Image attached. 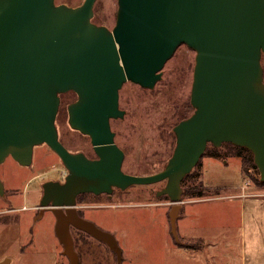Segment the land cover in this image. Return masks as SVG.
I'll use <instances>...</instances> for the list:
<instances>
[{
  "label": "water",
  "instance_id": "water-1",
  "mask_svg": "<svg viewBox=\"0 0 264 264\" xmlns=\"http://www.w3.org/2000/svg\"><path fill=\"white\" fill-rule=\"evenodd\" d=\"M94 3L0 0V163L11 156L29 165L33 147L48 145L67 173L41 183L39 207L51 209L62 253L79 264L72 225L106 243L120 264L114 234L78 214L79 194L164 181L155 195L168 197L177 240L181 182L208 143L250 150L264 182V0H117L111 28L92 21ZM180 44L195 52L193 110L172 127L175 144L160 170L127 173L110 122L125 113L119 90L126 81L153 88ZM67 91L77 96L67 104V122L89 137L95 158L59 139L55 119Z\"/></svg>",
  "mask_w": 264,
  "mask_h": 264
},
{
  "label": "rangeland",
  "instance_id": "rangeland-1",
  "mask_svg": "<svg viewBox=\"0 0 264 264\" xmlns=\"http://www.w3.org/2000/svg\"><path fill=\"white\" fill-rule=\"evenodd\" d=\"M83 0H55L75 6ZM117 0H95L92 21L111 28ZM193 49L180 44L162 67L153 88L126 81L119 90L122 118L111 119L114 140L124 151L123 171L150 174L160 170L175 144L172 127L189 114ZM264 80V54L261 55ZM75 92L60 94L55 124L69 150L88 156L94 151L88 136L67 122V104ZM207 146L210 147V144ZM209 151L193 172L208 187L206 194L185 200L179 210L177 240L170 230L168 198L155 192L164 181L133 184L125 190L80 194L83 216L114 234L122 250L120 264H264V184L241 172L234 145ZM244 154L247 152L242 151ZM59 156L45 143L33 147L32 161L23 165L7 156L0 163L5 193L0 196V264H69L55 231L50 210H39L41 183L59 179ZM252 176H257L251 168ZM260 180V179H259ZM243 193H246L245 195ZM79 264H117L115 253L103 241L71 229Z\"/></svg>",
  "mask_w": 264,
  "mask_h": 264
},
{
  "label": "trees",
  "instance_id": "trees-1",
  "mask_svg": "<svg viewBox=\"0 0 264 264\" xmlns=\"http://www.w3.org/2000/svg\"><path fill=\"white\" fill-rule=\"evenodd\" d=\"M189 102H190V100H189ZM187 107L190 109V112H189V114H190L192 112V110H193V107L191 106V104H189ZM189 114L184 115L183 118L187 117ZM174 137H175V135H174ZM226 143L232 144L230 142H226ZM208 144H210V147L207 146L205 151H204V153H207V151H209L210 154L213 155V156H221L219 151L217 150L216 146H213L211 143H208ZM232 145H234V144H232ZM234 147L237 149V152L235 154L240 157L243 174L246 177L250 178L252 181L255 180L259 184H264V182L259 180L257 176L254 177V176H252V173H250V169L251 168H253L256 171L257 174L259 172L258 169H257L256 164L253 161L252 152L250 150H248L247 148L243 147V146L234 145ZM243 150H245L247 152V154L246 153L244 154L242 152ZM204 153H203V155H204ZM199 161H200V159H199ZM199 161L197 162L196 165H198ZM194 169L195 168H193L183 178V180L181 182L182 188H183L182 195H184L186 197H189V198H192V197H195V196H200L202 194H206L207 191H208V187L204 186V184L202 183L201 179H198V181L192 179L193 178L192 175H193ZM81 194H83V193H81ZM163 197L168 198L166 195H163Z\"/></svg>",
  "mask_w": 264,
  "mask_h": 264
},
{
  "label": "flooded vegetation",
  "instance_id": "flooded-vegetation-1",
  "mask_svg": "<svg viewBox=\"0 0 264 264\" xmlns=\"http://www.w3.org/2000/svg\"><path fill=\"white\" fill-rule=\"evenodd\" d=\"M76 97H77V96H76ZM76 97H75L73 100H75ZM73 100H72V101H73ZM74 130H75V129H74ZM77 131H78V130H77ZM80 133H81V132H80ZM81 134H82V133H81ZM83 135H85V134H83ZM86 136H87V135H86ZM88 138H89V137H88ZM89 140H90V139H89ZM90 143H91V142H90ZM91 145H92V144H91ZM92 149H93V146H92ZM73 151H80V150H73ZM93 151H94V149H93ZM82 152H83V151H82ZM83 153H84V152H83ZM84 154H85V153H84ZM85 155H86L87 157H89V158H95V157H96L95 152H94V156H88L87 154H85ZM130 186H131V185H130ZM127 188H128V187H127ZM127 188H126V189H127ZM115 189H117V188H114V190H115ZM114 190H113V191H114ZM118 190H119V189H118ZM113 191H112V192H113ZM85 193H87V194H94V193H91V192H85ZM111 194H112V193H111ZM94 195H96V194H94ZM106 195H107L109 198L111 197V195H109V194H107V193H106ZM77 197H78V196H77ZM76 199H77V204H79V205L82 204V203L85 201V200H84V201L82 200L83 198H82L81 200L78 199V198H76ZM79 208H81V207H80V206L77 207V212H78V214H79L81 217H84L83 214L81 213V211L79 210ZM44 210H50V211H51V209H49V208H46V209H44ZM38 211H40V207H39V210H38ZM51 212H52V211H51ZM84 218H85V217H84ZM95 224H96V223H95ZM96 225H97V224H96ZM100 228H101V227H100ZM71 229H76V230H78L79 232H83V233H85V234H88L87 232H85V231H83V230H80V229H78V228H76V227H74V226H72V225H70V231H71ZM88 235H90V234H88ZM72 237H73V236H72Z\"/></svg>",
  "mask_w": 264,
  "mask_h": 264
},
{
  "label": "built area",
  "instance_id": "built-area-1",
  "mask_svg": "<svg viewBox=\"0 0 264 264\" xmlns=\"http://www.w3.org/2000/svg\"><path fill=\"white\" fill-rule=\"evenodd\" d=\"M66 173H67V170L63 167V169H61V170L59 171V176H60L61 178H63V177L66 175ZM249 179H250V178H248V179L246 180V184H245V186L248 185V181H249ZM243 194L245 195L246 193H243Z\"/></svg>",
  "mask_w": 264,
  "mask_h": 264
},
{
  "label": "crops",
  "instance_id": "crops-1",
  "mask_svg": "<svg viewBox=\"0 0 264 264\" xmlns=\"http://www.w3.org/2000/svg\"><path fill=\"white\" fill-rule=\"evenodd\" d=\"M241 172H242V166H241ZM243 173V172H242ZM205 185V184H204ZM185 200H183L182 202H184ZM181 205H182V203H181Z\"/></svg>",
  "mask_w": 264,
  "mask_h": 264
}]
</instances>
